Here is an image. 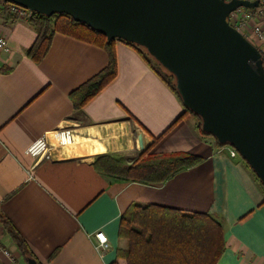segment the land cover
Instances as JSON below:
<instances>
[{
  "label": "crops",
  "instance_id": "1",
  "mask_svg": "<svg viewBox=\"0 0 264 264\" xmlns=\"http://www.w3.org/2000/svg\"><path fill=\"white\" fill-rule=\"evenodd\" d=\"M1 12L9 50L0 49V215L43 264H112L129 247L120 220L134 202L213 214L225 229L220 264H264V187L241 157L201 131L195 115L173 126L184 105L134 47L116 42L117 77L79 110L71 93L108 65L106 48L55 32L36 62L28 55L36 29ZM64 127L74 129L71 146L53 137ZM43 135L54 156L35 164L27 148ZM146 149L202 161L161 184L109 177L95 164L106 154L132 161ZM99 229L112 246L102 255L90 237ZM0 242L27 264L1 219Z\"/></svg>",
  "mask_w": 264,
  "mask_h": 264
},
{
  "label": "water",
  "instance_id": "2",
  "mask_svg": "<svg viewBox=\"0 0 264 264\" xmlns=\"http://www.w3.org/2000/svg\"><path fill=\"white\" fill-rule=\"evenodd\" d=\"M64 13L107 36L142 46L175 76L202 130L230 145L264 185L263 53L229 20L259 0H3ZM140 148L144 139L139 135ZM28 264H38L27 258Z\"/></svg>",
  "mask_w": 264,
  "mask_h": 264
},
{
  "label": "trees",
  "instance_id": "3",
  "mask_svg": "<svg viewBox=\"0 0 264 264\" xmlns=\"http://www.w3.org/2000/svg\"><path fill=\"white\" fill-rule=\"evenodd\" d=\"M4 3L7 2L4 1ZM0 10L1 13H9L5 7H1ZM28 21L38 32L35 44L28 50V55L36 62H40L48 52L55 32H63L86 40L108 51V65L71 93L76 109H82L117 77V41L134 47L180 98L175 76L142 46L121 39L108 41L106 35L64 13L48 16L36 12L34 17ZM260 50L262 51L261 48ZM153 60L158 65L154 64ZM184 109V113L173 126L186 114L195 115L189 109L185 107ZM195 117L199 121L201 131L212 136L202 130L201 118L197 115ZM217 143L220 147L227 146L218 141ZM201 161L202 157L193 153L173 152L156 155L146 149L132 161L123 155L106 154L99 156L95 164L102 174L109 177L161 184L176 173ZM248 166L250 167L249 164ZM254 174L264 187L255 172ZM0 219L6 225L23 256L26 259L33 257L37 259L38 264H43L21 235L10 225L9 220L2 215ZM120 235L128 240L129 247L119 250L112 264H220V259L226 249L225 229L221 220L215 215L154 203H132L121 217Z\"/></svg>",
  "mask_w": 264,
  "mask_h": 264
},
{
  "label": "built area",
  "instance_id": "4",
  "mask_svg": "<svg viewBox=\"0 0 264 264\" xmlns=\"http://www.w3.org/2000/svg\"><path fill=\"white\" fill-rule=\"evenodd\" d=\"M0 7H5L16 19L29 20L34 17L36 11L13 2L4 3L0 0ZM230 23L236 27L249 40L250 34H254V39L264 46V0H259V5L253 8L240 7L230 13ZM251 41V40H250ZM252 42V41H251ZM253 43V42H252ZM0 49L9 50V41L5 36L0 35ZM54 139L59 146H71L76 142V135L72 127L56 129L52 132ZM232 157H240L237 149L227 145ZM27 153L36 159V163L52 160L53 145L47 135L36 139L27 148ZM94 247L101 255L110 251L112 246L106 233L99 229L90 234ZM0 264H18L17 255L0 242Z\"/></svg>",
  "mask_w": 264,
  "mask_h": 264
},
{
  "label": "rangeland",
  "instance_id": "5",
  "mask_svg": "<svg viewBox=\"0 0 264 264\" xmlns=\"http://www.w3.org/2000/svg\"><path fill=\"white\" fill-rule=\"evenodd\" d=\"M250 38H251L250 40H251L255 45H257L258 47H260V48L262 49V52L264 53V46L261 45L257 40L254 39V34H250ZM153 63L156 64V65H158L157 62H155L154 60H153ZM163 71H164V70H163Z\"/></svg>",
  "mask_w": 264,
  "mask_h": 264
}]
</instances>
